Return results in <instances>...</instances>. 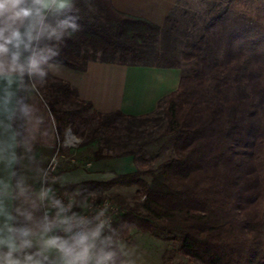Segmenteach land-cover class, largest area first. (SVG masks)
Listing matches in <instances>:
<instances>
[{
  "label": "trees",
  "instance_id": "1",
  "mask_svg": "<svg viewBox=\"0 0 264 264\" xmlns=\"http://www.w3.org/2000/svg\"><path fill=\"white\" fill-rule=\"evenodd\" d=\"M73 2L79 30L68 35L54 9L46 23L65 34L33 45L38 55H59L41 65L43 80L23 76L13 119L18 138L25 94L35 85L57 129L90 126L76 128L83 146L95 145L86 158L133 156L134 171L62 186L78 205L108 197L125 210L103 234L112 237L116 264H128L118 240L134 230L173 242L164 264H264V0H177L162 25L111 0ZM100 56L123 64L169 58L157 64L179 67V84L151 112H100L48 69L52 62L84 69ZM152 120L163 128L159 136L142 130ZM162 137L168 147L147 149ZM117 186L136 189L129 197L106 194Z\"/></svg>",
  "mask_w": 264,
  "mask_h": 264
},
{
  "label": "crops",
  "instance_id": "2",
  "mask_svg": "<svg viewBox=\"0 0 264 264\" xmlns=\"http://www.w3.org/2000/svg\"><path fill=\"white\" fill-rule=\"evenodd\" d=\"M111 1L120 11L148 18L159 25L164 24L177 2V0ZM6 60L7 57L0 56V63ZM48 69L52 75L69 81L75 87L78 97L90 101L93 109L100 112L121 110L135 115L155 110L158 101L177 88L181 74V69L175 66L157 63L123 64L99 59L89 60L84 69H75L57 62L50 63ZM22 82L23 77L16 74L0 78V180L4 181V184L0 185V200L3 201L6 211L16 218L17 226L31 227L37 233L34 240H39L40 224L47 215L43 200L39 198L42 174L57 149V140L56 143L53 141L52 130L56 138L59 132L46 100L33 85L25 94L28 112L25 116L23 138L21 140L18 138L13 119ZM62 154H66L64 147L60 148L57 157L61 159ZM70 160L78 162L74 157ZM60 161L54 173L55 181L62 185L88 179L106 180L115 173L136 169L132 155L102 159L84 158L77 165L69 163L70 166L66 165L67 160ZM21 182L23 194L17 187ZM21 211L31 213L32 219L25 220L19 214ZM150 234L134 230L130 237L119 238V247L126 263L164 264L162 255L169 246L159 253L161 244ZM48 255L49 264L57 259L55 253Z\"/></svg>",
  "mask_w": 264,
  "mask_h": 264
},
{
  "label": "clouds",
  "instance_id": "3",
  "mask_svg": "<svg viewBox=\"0 0 264 264\" xmlns=\"http://www.w3.org/2000/svg\"><path fill=\"white\" fill-rule=\"evenodd\" d=\"M74 8L73 0H0V56L7 57L0 63V78L16 74L20 77L35 75L43 80L47 72L41 65L59 52L49 49L48 55H38L33 45L45 35L59 40L65 34L46 23L47 14L53 9L64 17L61 25L71 29L68 35L78 31V17L71 15ZM24 53L29 55L24 56ZM23 110L27 114L28 107ZM66 146L72 145L66 142ZM3 184L0 180V185ZM17 187L23 194L22 182ZM50 191L42 189L39 198H48ZM52 206L58 209L55 218L43 217L40 238L34 240L37 233L27 225L17 226L16 218L6 211L0 200V264H49V253L57 255L51 264H116V254L109 247L112 237L103 235L107 224L101 219L103 210L89 218L75 212L68 215L72 203L65 206L54 199ZM19 214L25 220L32 219L31 213L21 211ZM54 229L56 233L48 235Z\"/></svg>",
  "mask_w": 264,
  "mask_h": 264
},
{
  "label": "built area",
  "instance_id": "4",
  "mask_svg": "<svg viewBox=\"0 0 264 264\" xmlns=\"http://www.w3.org/2000/svg\"><path fill=\"white\" fill-rule=\"evenodd\" d=\"M81 141H82V138L77 133H75V131L71 127H67L64 130L63 135L61 137L59 135L57 136L56 152L42 174L41 190L42 189L51 190L49 192L48 198L43 200L44 207L46 208V211H47V216L49 220H52L55 218L58 209L52 206V200L58 199L65 206H67L69 203H72L73 207H72L71 212L67 213L68 215H71L72 212H75L80 215L93 218L97 216L99 212L103 210L104 215L101 217V219H104L107 221L104 232L107 230H112L113 224L125 212V210L122 207H120V205H118L117 203H115L108 197H105L100 200H89V201H86L78 205L74 195L70 192L64 191L62 189L63 185L55 181L54 171L56 167L60 164L61 162L60 160L66 158L65 154L61 155V159L57 157L59 154L60 148L66 146V142L72 145V146H67V147L77 148L79 147ZM55 233H56V230L54 229L53 232L50 233V235L55 234Z\"/></svg>",
  "mask_w": 264,
  "mask_h": 264
},
{
  "label": "rangeland",
  "instance_id": "5",
  "mask_svg": "<svg viewBox=\"0 0 264 264\" xmlns=\"http://www.w3.org/2000/svg\"><path fill=\"white\" fill-rule=\"evenodd\" d=\"M98 59L99 60H102V61H105V60H108L109 58L108 59H105V57H101L100 56V57H98ZM148 61H151V62H154V63L155 62L156 63L158 62L160 64H164V63H167L168 61H170V59L169 58H164V57L163 58H160V57L159 58H156L154 56H152V57L149 56ZM87 114L89 116L92 115V111H88ZM146 123H147V125L145 127H142V130H144V132L146 134L152 133L153 136H159V134L162 133L163 128L159 125V122L152 120V121H147ZM56 125H57V123H56ZM68 127H71L75 131V133H77L82 138V141H83L84 137L79 132H77L76 128H79V131L84 130L86 133L87 132H90V126H85L83 124H80L79 122H75L73 124H70ZM58 132H59V135L62 136L64 131L63 130L60 131L58 129ZM52 135H53V141L56 143L57 138H56L55 132L53 133V130H52ZM82 141H81V143H82ZM81 143H80L79 147H77L78 150H77V148H73V147H70L69 148L67 146H64L65 153H66L65 155H67V158H64V159H65V161L67 160L66 161V165L67 166H70L69 163H75V162H72L70 160L71 157H74L75 158V161H78L77 163H75L77 165L84 158H86L87 156H89L90 153H92L93 149L95 148V145L92 146V147H90V146L88 147V146H83ZM168 144H169V141L166 140V137H162V138H159V140L156 141L155 143L150 144L147 149L148 150H151V151H158L160 148L165 149L166 147H168ZM74 149H76V151ZM159 162H160V160H155L154 164H157ZM77 171H80V170H77ZM81 171L83 173L85 172V170H81ZM135 189H136L135 186H132V187L117 186V187L112 188L106 194L121 193L124 196L129 197V196H131L132 193H134ZM86 201L87 200H85V202ZM150 236L152 238L154 237L153 239L154 240H157L161 244V246L158 249V252L159 253H162L164 251V248L166 246H169V247L172 246V243L173 242H171V241H166V240H162V239H159V238H155V236L152 235V234H150ZM163 254H165V253H163Z\"/></svg>",
  "mask_w": 264,
  "mask_h": 264
}]
</instances>
